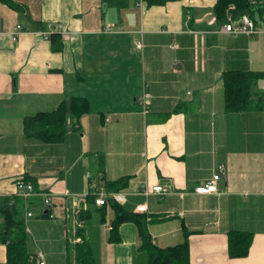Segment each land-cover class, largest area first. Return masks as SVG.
Masks as SVG:
<instances>
[{
  "label": "crops",
  "instance_id": "obj_1",
  "mask_svg": "<svg viewBox=\"0 0 264 264\" xmlns=\"http://www.w3.org/2000/svg\"><path fill=\"white\" fill-rule=\"evenodd\" d=\"M13 1L19 8L0 0V199L25 176L52 196L49 207L33 196L34 216L24 214L29 251L46 264H73L85 237L99 264H149L136 222L109 240L114 207L87 196L93 183L128 176L123 206L149 220L156 246L187 237L190 264H264V106L227 111L223 82L228 70L264 72V20L255 35L221 31L217 0ZM50 24H62L51 32L60 50L43 34ZM145 89L148 111L138 102ZM253 91L264 98V77ZM73 96L90 110L76 124L68 116L63 141L25 134L26 116ZM219 170L217 193L195 192ZM143 183L168 193L143 194ZM230 230L253 233L246 256L229 255Z\"/></svg>",
  "mask_w": 264,
  "mask_h": 264
},
{
  "label": "trees",
  "instance_id": "obj_2",
  "mask_svg": "<svg viewBox=\"0 0 264 264\" xmlns=\"http://www.w3.org/2000/svg\"><path fill=\"white\" fill-rule=\"evenodd\" d=\"M14 8L19 5L13 0H1ZM104 1V0H103ZM113 5H125L127 0H105ZM149 4H162L168 0H146ZM252 2L251 0H217L215 13L221 20L226 18V12L230 4H235V15L248 13L255 21L259 18L264 20V4ZM59 33L50 34V38L56 41V50H60L63 44L59 38ZM264 77V72L253 70H228L223 74L225 88V109L227 111H245L262 108L264 98L255 94L253 87L257 81ZM90 103L87 98L73 96L64 99L57 108L48 111H39L24 118V131L27 136H32L46 142H60L65 138L69 128L67 119L73 115L76 123L79 118L89 112ZM75 126V125H73ZM25 181L31 182L35 190L39 191L36 181L30 177H22ZM129 177H121L106 184L109 191H119L128 184ZM94 201V197L88 196ZM32 201L29 202V206ZM115 210V217L112 224L109 240L119 241V226L125 221L136 222L139 235L142 240L141 247L148 251L149 264H190V245L186 239L176 245L168 247H158L152 242L148 230L149 220L138 213L127 210L121 203H111ZM106 206V205H103ZM26 202L21 196H5L0 199V214L3 221L0 226V243L6 244L7 259L0 264H39L37 256L29 251L27 247V226L25 221ZM47 215V214H46ZM163 217L152 220H162ZM229 255L231 257H243L249 253L253 233L241 230H230ZM73 264H99L89 241L81 237L73 248Z\"/></svg>",
  "mask_w": 264,
  "mask_h": 264
},
{
  "label": "built area",
  "instance_id": "obj_3",
  "mask_svg": "<svg viewBox=\"0 0 264 264\" xmlns=\"http://www.w3.org/2000/svg\"><path fill=\"white\" fill-rule=\"evenodd\" d=\"M252 2H257V0H251ZM260 3L264 4V0H261ZM236 9L235 4H230L228 7V13L226 15V19L224 23L222 24L221 31L224 32H230V33H247L250 35H255L263 30L257 25L256 21L248 14L244 13L241 15H235L234 10ZM62 27V24H50L48 29L43 31V34L45 36H49L52 30L54 29H60ZM23 30V26L21 24H17L14 30V38L17 37V35ZM107 30H110V26L107 27ZM138 47H142L143 44L141 42H138ZM151 100V93L148 90H144L139 96H138V102L143 106L145 111L149 110ZM90 175V174H89ZM221 176V170L218 172H215L212 179L206 182L205 184H200L195 187V192L197 193H217L218 192V186L217 181ZM15 187L16 190L13 194H10L12 201L14 199V196H21L24 198L26 202V218L34 216L33 211L31 210V205L29 206V202L31 201V198L37 194H42L43 196V204L45 206H50L52 204V196L48 192H41L37 191L34 188L33 183L25 181L23 178H18L15 181ZM141 192L143 194H151V193H158V194H166L168 193V189L161 185V184H155L150 186L147 183L141 184ZM74 198H76L75 194H72ZM87 196L94 197V203L98 206L103 205H110L111 203H121L124 204L127 201V193L125 191L119 190V191H109L106 188L105 184H97L93 183L91 184V187L87 193ZM31 204V203H30ZM147 205L141 204L137 206V211H146ZM51 215L52 213H46L41 212L39 216L44 215ZM106 229L110 230L111 226L106 224ZM37 261L39 264H46L43 254L40 252L37 255Z\"/></svg>",
  "mask_w": 264,
  "mask_h": 264
}]
</instances>
